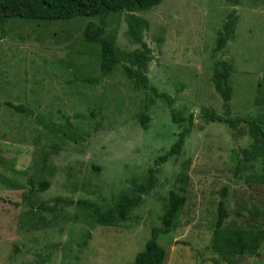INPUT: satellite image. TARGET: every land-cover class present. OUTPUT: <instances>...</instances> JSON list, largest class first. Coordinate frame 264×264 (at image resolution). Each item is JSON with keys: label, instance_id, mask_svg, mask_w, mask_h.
<instances>
[{"label": "rangeland", "instance_id": "rangeland-1", "mask_svg": "<svg viewBox=\"0 0 264 264\" xmlns=\"http://www.w3.org/2000/svg\"><path fill=\"white\" fill-rule=\"evenodd\" d=\"M133 14L147 23L146 60L138 64L144 48L125 36L128 13L111 14L104 37L118 62L103 77L99 46L83 37L96 18H13L0 27V264H133L160 226L170 190L185 203L158 238L162 264H226L211 249L225 187L224 226L264 230V183L255 179L262 159L244 156L248 126L203 117L223 110L211 82L222 32L228 41L217 57L232 66L229 117L264 126V0H162ZM125 67L164 97L135 88ZM172 114L193 121L174 123ZM186 129L181 151L167 155ZM150 169L154 188L120 224L100 225L92 207L78 203L109 211L136 195ZM238 264H264V241Z\"/></svg>", "mask_w": 264, "mask_h": 264}, {"label": "trees", "instance_id": "trees-1", "mask_svg": "<svg viewBox=\"0 0 264 264\" xmlns=\"http://www.w3.org/2000/svg\"><path fill=\"white\" fill-rule=\"evenodd\" d=\"M162 0H0V27L13 18H19L27 21H68L75 18H96L98 23L89 22L83 30L84 40L89 44L99 46V70L103 77L112 71L118 62L117 49L110 38H105L106 17L119 12H127L125 36L132 44L141 45L144 52L137 53L135 56L138 64L146 60L148 48L143 41V32L147 28V23L135 12H146L156 7ZM230 1V0H227ZM228 41L227 35L220 32L211 53L213 61V72L211 82L213 88L218 93L222 101L221 114L213 111H206L203 117L210 122L227 123L231 128H237L242 124L248 126L252 148L244 151V156L260 161L259 170L262 172L255 176L256 180L264 183V126L258 120L252 117L239 116L230 118V100L233 88L230 82L232 66L226 61L217 57ZM124 72L132 80L133 86L137 89L151 90L156 97H164L158 94L149 84L148 79L140 71H134L130 67H125ZM170 105V103L168 102ZM174 123L187 121L192 123L193 116L182 118L176 114L171 115ZM150 119L142 116L140 120L141 128L148 129ZM184 130L177 135V141L171 146L167 155H177L181 151L185 134ZM247 151V152H246ZM166 156L162 157L164 161ZM154 171L149 170L148 180L145 184H139L134 188L136 195L124 196L121 198L113 209L100 212L94 204L79 201V204L89 205L92 207L96 221L100 225L120 224L126 219L129 211L141 204L142 196L154 188ZM49 187V183L44 181L40 185L42 191ZM227 188L221 191V199L217 204L215 220L212 227L211 249L219 255L221 260L226 264H238L239 258L244 255H253L259 249L264 241V230L257 227L237 228L233 226H224L228 218V211L225 204ZM185 203V197L177 191L168 192V201L165 205L164 213L161 217L160 226L151 230L150 238L144 244L143 250L138 252L134 258L133 264H162L165 259L166 250L159 244L160 235L169 234L174 226L175 221ZM251 215L256 216L257 210H250Z\"/></svg>", "mask_w": 264, "mask_h": 264}]
</instances>
